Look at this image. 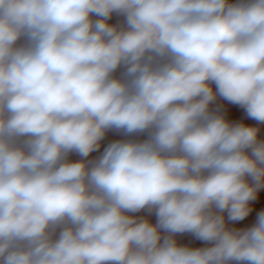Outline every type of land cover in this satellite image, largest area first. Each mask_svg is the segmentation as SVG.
<instances>
[{"label": "clouds", "instance_id": "clouds-1", "mask_svg": "<svg viewBox=\"0 0 264 264\" xmlns=\"http://www.w3.org/2000/svg\"><path fill=\"white\" fill-rule=\"evenodd\" d=\"M0 264H264V0H0Z\"/></svg>", "mask_w": 264, "mask_h": 264}, {"label": "rangeland", "instance_id": "rangeland-1", "mask_svg": "<svg viewBox=\"0 0 264 264\" xmlns=\"http://www.w3.org/2000/svg\"><path fill=\"white\" fill-rule=\"evenodd\" d=\"M251 219H253V217H249L248 220H246V221H244V222H241V223H242V224L245 223V222L248 223Z\"/></svg>", "mask_w": 264, "mask_h": 264}, {"label": "bare ground", "instance_id": "bare-ground-1", "mask_svg": "<svg viewBox=\"0 0 264 264\" xmlns=\"http://www.w3.org/2000/svg\"><path fill=\"white\" fill-rule=\"evenodd\" d=\"M246 223V222H245ZM244 224V223H243Z\"/></svg>", "mask_w": 264, "mask_h": 264}]
</instances>
